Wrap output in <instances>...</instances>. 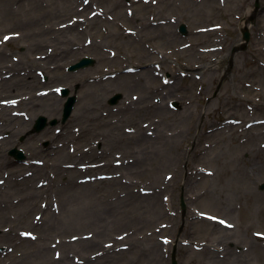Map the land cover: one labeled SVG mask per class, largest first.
<instances>
[{"label": "rangeland", "instance_id": "rangeland-1", "mask_svg": "<svg viewBox=\"0 0 264 264\" xmlns=\"http://www.w3.org/2000/svg\"><path fill=\"white\" fill-rule=\"evenodd\" d=\"M256 2L79 0L55 18L0 0V264H264Z\"/></svg>", "mask_w": 264, "mask_h": 264}, {"label": "bare ground", "instance_id": "bare-ground-1", "mask_svg": "<svg viewBox=\"0 0 264 264\" xmlns=\"http://www.w3.org/2000/svg\"><path fill=\"white\" fill-rule=\"evenodd\" d=\"M58 4H59V6H58ZM78 4H79V0H30V3H29V5H30V7H31V9L30 10H32L33 9V11L34 10H37V8H42V10L43 11H45V10H48V11H51V13L53 12V14H54V16H55V18H57V17H60V16H63V14L65 13L66 14V10H72V6H74V5H77L78 6ZM44 7H45V9H44ZM56 7V8H55ZM58 7V8H57ZM69 10V11H70ZM250 15V13H248L247 14V18H248V16ZM59 19V18H58ZM167 29H170V25H168L167 26ZM164 33H165V31H163ZM170 32V31H169ZM162 37L163 38H167L168 37V33H165V34H163L162 35ZM31 73V72H30ZM29 77L31 76V74H29L28 75ZM122 76H126V75H122ZM174 86H176V85H174ZM177 87V86H176ZM177 90H176V88H174L173 87V89L171 90V91H169V94L170 95H174V93L176 92ZM165 98H167V96H165ZM161 106H163V107H161ZM166 103H163L162 105H160L157 109H155V107L154 106H147V110L149 111V110H151V111H153L154 113H166L167 114V116H170V114H168L166 111ZM1 110H2V112H1V114H2V116H7V115H9V107H2L1 108ZM128 114V113H127ZM258 124H252L251 125V127L252 126H257ZM160 155V152H159V154H157L155 157H156V160H158L157 158L158 157H160L159 156ZM165 154H161V160L159 161V168H156V171L159 169V171H160V167H163V166H165V167H168V168H170V167H173V165L174 164H171V162L173 161L169 156H164ZM33 164H39V162L38 163H35V162H33ZM167 164H169V165H167ZM168 176H171V175H169V174H166L164 177H166L167 179L169 178ZM156 177L159 179V176H157L156 175ZM157 179V180H158ZM166 179V180H167ZM160 180V179H159ZM163 181V180H162ZM168 181V180H167ZM163 183V182H162ZM164 184V183H163ZM165 186L163 187V188H161L162 190H164V189H166L167 187L169 188V184H168V182H167V184H164ZM76 197L78 198L79 197V193H76ZM72 208L75 206L74 204H69ZM85 206H88V205H85ZM151 207H152V209L154 208V207H156V202H155V204H151ZM84 209V208H83ZM73 210V209H72ZM91 210V211H90ZM104 210V207L101 205V204H99L98 206L97 205H95V206H89V208L88 209H86V212L87 213H96V212H102ZM154 211V210H153ZM102 213H105L104 211L102 212ZM94 221H104L105 222V220H102L103 218L102 217H100V216H97L96 215V217L95 218H92ZM109 222L108 221H106L102 226H101V228L100 229H102V228H105L104 227V225H106V224H108Z\"/></svg>", "mask_w": 264, "mask_h": 264}, {"label": "water", "instance_id": "water-1", "mask_svg": "<svg viewBox=\"0 0 264 264\" xmlns=\"http://www.w3.org/2000/svg\"><path fill=\"white\" fill-rule=\"evenodd\" d=\"M258 6V5H257ZM181 31L182 33H186V29L184 26H182L181 28ZM249 40V33H246L245 34V41H248ZM92 61L89 60V59H84L82 62L74 65L71 70L72 71H76L80 68H83V67H86L88 66L89 64H91ZM69 94V91L68 90H63V95L64 96H68ZM120 99V96H117L115 98L112 99V104H115L117 103V101ZM76 103V98L75 97H71L69 98L68 102L66 103L65 105V108H64V116H63V120L66 121V119H68L74 109V105ZM56 122H52L51 125H55ZM47 126V122H46V118L44 117H41L37 120V123H36V126H35V131L36 132H40L42 131L45 127ZM11 155L15 156L16 158L18 159H23V155L20 151H12L11 152ZM262 189H264V185L262 186ZM173 264H176L175 260H173Z\"/></svg>", "mask_w": 264, "mask_h": 264}, {"label": "snow or ice", "instance_id": "snow-or-ice-1", "mask_svg": "<svg viewBox=\"0 0 264 264\" xmlns=\"http://www.w3.org/2000/svg\"><path fill=\"white\" fill-rule=\"evenodd\" d=\"M5 39H7V37H5Z\"/></svg>", "mask_w": 264, "mask_h": 264}]
</instances>
